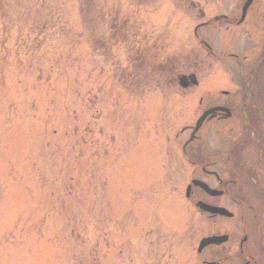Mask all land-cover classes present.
Instances as JSON below:
<instances>
[{
	"label": "rangeland",
	"instance_id": "374dc122",
	"mask_svg": "<svg viewBox=\"0 0 264 264\" xmlns=\"http://www.w3.org/2000/svg\"><path fill=\"white\" fill-rule=\"evenodd\" d=\"M197 1L0 0V264L208 261L199 239L234 221L185 197L181 144L205 88L231 85L215 61L200 87L177 84Z\"/></svg>",
	"mask_w": 264,
	"mask_h": 264
},
{
	"label": "flooded vegetation",
	"instance_id": "af4514ba",
	"mask_svg": "<svg viewBox=\"0 0 264 264\" xmlns=\"http://www.w3.org/2000/svg\"><path fill=\"white\" fill-rule=\"evenodd\" d=\"M215 1L204 0L203 5L208 4V11L213 15L205 14L198 7H201L198 1L197 7L192 6L191 11L198 19L193 27L192 65L190 70L181 73H193L196 87H200L206 80L210 63L215 61L232 86H209L202 92L205 96H199L198 116L207 108L218 109L203 119L190 142L192 150L186 152L193 167V178L203 181L218 194L209 195L191 186L186 196L231 213L226 217L200 212L212 226L219 227L225 220L234 223L233 227L213 233L225 234L226 240L205 247L208 261L201 260L198 264H264V130L261 134L259 128L260 122L264 123V92L252 81L259 73L264 74V0H251L243 14L242 7L247 0H218L216 6ZM221 25L234 31L231 35L238 40L221 43L219 32H214ZM261 83L264 86V77ZM217 127L226 128L227 133L221 131L217 135ZM200 131L207 132L208 137H201Z\"/></svg>",
	"mask_w": 264,
	"mask_h": 264
},
{
	"label": "water",
	"instance_id": "95a60500",
	"mask_svg": "<svg viewBox=\"0 0 264 264\" xmlns=\"http://www.w3.org/2000/svg\"><path fill=\"white\" fill-rule=\"evenodd\" d=\"M186 77L185 76H181L179 77V84L181 86H186L187 85V81H186ZM210 110L208 111H205V113L209 112ZM204 113V114H205ZM200 125V121L196 123L193 131L195 132L197 130V128L199 127ZM195 184H199L205 191H207L208 193H211L212 191L204 184L202 183H199L197 181H195ZM199 206L208 211V212H222L223 209L221 208H215V207H212V206H209V205H205L201 202L198 203ZM225 237L224 236H219V237H216V236H210V237H206V238H203L199 244V249H201L203 246H206L207 244H210V243H219L220 241H222Z\"/></svg>",
	"mask_w": 264,
	"mask_h": 264
}]
</instances>
